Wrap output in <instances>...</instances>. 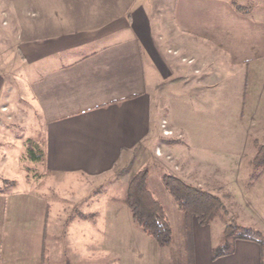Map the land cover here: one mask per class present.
<instances>
[{
  "label": "crops",
  "instance_id": "0c3cea01",
  "mask_svg": "<svg viewBox=\"0 0 264 264\" xmlns=\"http://www.w3.org/2000/svg\"><path fill=\"white\" fill-rule=\"evenodd\" d=\"M251 1L0 0V15L10 20L1 25L16 32L14 45L32 69L18 79L24 88L33 76L30 105L41 122L31 137L42 138L35 164L48 183L0 191V264H189L185 215L161 203L173 232L172 244L161 248L134 223L127 188L140 160L161 149L163 120L182 135L194 164L215 170L202 152L210 125L174 122L168 109L189 98L212 105L234 70L251 79L245 94L264 95V0ZM246 4L249 10L237 9ZM7 73L1 65L0 97ZM21 145L1 147L0 171L19 169ZM235 204L236 218L252 215L250 202ZM214 221H189L194 264H263L260 245L249 240L213 259L221 241ZM247 227L264 235L262 227Z\"/></svg>",
  "mask_w": 264,
  "mask_h": 264
},
{
  "label": "rangeland",
  "instance_id": "374dc122",
  "mask_svg": "<svg viewBox=\"0 0 264 264\" xmlns=\"http://www.w3.org/2000/svg\"><path fill=\"white\" fill-rule=\"evenodd\" d=\"M243 7L244 5L240 8ZM245 7L244 10H249L248 4ZM8 19L7 15H0V66L6 64L8 66V79L4 81L5 85L0 97V105H3L4 109V112H0V149L13 143H18L19 146L24 144L26 157L24 162L18 166L19 169L17 166H13L10 170L0 171V191L5 193L25 191L31 186L33 189L34 183L45 182V188L48 186L47 177L43 174L44 170H38L36 162L28 156L30 151H33L39 158L43 156L42 138L31 137V131L35 130L33 124L37 126L41 120L30 105L29 85L34 81L33 76L24 79V88L20 86L21 81L18 76L32 72V69L29 68L30 65L22 62V48L14 45L13 36L16 32L1 25L4 20L10 21ZM7 36L9 40L6 39ZM196 73L199 74V71ZM230 76L225 87H216L214 96L211 95L213 97L211 100L209 99V102L212 105L206 106L194 98H189L183 107L168 109V117L174 122L183 120L192 126L199 122H206L210 125V143L204 146L202 152L210 159V162L213 164L216 162L215 170H206L204 167L194 164V160L191 158L192 150H186L182 135L169 130L166 120H163L162 123L166 122L167 127L162 129L161 133L165 141L158 142L161 149L154 150L152 159L140 160V170L148 169L150 171L149 190L169 211L168 201L176 207L177 205L162 183L164 174H172L186 183L222 199L225 212L221 211L212 225L215 237L220 236V244L224 233L220 232V229L235 219L238 221L237 224L241 223L245 227L249 225L264 228V168L252 164L257 152L256 143L264 145V104L249 102V100L262 98L264 103V95L248 96L245 94L244 86L248 80L251 81L247 78L246 72L234 70L230 72ZM183 98L185 100L186 96L181 95L180 99ZM254 106L255 109H253ZM253 118H255L253 121L255 126H252ZM164 130L170 132L171 135L165 136ZM145 162L148 164H143ZM22 164L24 170L20 168ZM258 182L260 185L255 189L254 185ZM252 187L254 190L250 191ZM238 190L242 191L241 195ZM244 190H247L246 194L243 192ZM53 197L56 198L55 195ZM240 198H246V200ZM234 200L240 206L250 202L253 210L249 208L247 212L252 215L236 218L237 204ZM75 212L76 210H74ZM248 220L250 224H248ZM137 228L139 229L138 226Z\"/></svg>",
  "mask_w": 264,
  "mask_h": 264
},
{
  "label": "trees",
  "instance_id": "16d2710c",
  "mask_svg": "<svg viewBox=\"0 0 264 264\" xmlns=\"http://www.w3.org/2000/svg\"><path fill=\"white\" fill-rule=\"evenodd\" d=\"M237 9L244 11L240 7ZM256 148L257 152L252 164L264 168V145L256 143ZM28 156L34 162L42 160L33 151H30ZM149 176L150 171L148 169L139 170L134 175L127 188L126 204L134 223L145 235L152 238L159 247L166 248L172 244L173 232L165 208L148 188ZM162 183L175 201L179 211L186 217L188 223L189 264H194L189 221L196 219L200 226H208L221 211L225 212V205L218 196L188 184L172 174H164ZM237 240L257 242L261 247L262 256H264V235L256 229L243 227L233 221L226 226L221 244L213 250V259L231 254Z\"/></svg>",
  "mask_w": 264,
  "mask_h": 264
},
{
  "label": "built area",
  "instance_id": "2783aa9c",
  "mask_svg": "<svg viewBox=\"0 0 264 264\" xmlns=\"http://www.w3.org/2000/svg\"><path fill=\"white\" fill-rule=\"evenodd\" d=\"M161 127H162V129H166V127H167V126H166V122H163L162 125H161ZM163 133H164L165 136H169V135H171L170 132L165 131V130H164Z\"/></svg>",
  "mask_w": 264,
  "mask_h": 264
}]
</instances>
